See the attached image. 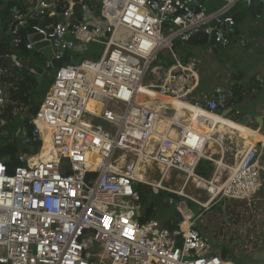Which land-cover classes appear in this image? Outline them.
Instances as JSON below:
<instances>
[{
    "label": "built area",
    "instance_id": "obj_1",
    "mask_svg": "<svg viewBox=\"0 0 264 264\" xmlns=\"http://www.w3.org/2000/svg\"><path fill=\"white\" fill-rule=\"evenodd\" d=\"M59 1L30 0L26 12L14 13L15 46L30 26L52 47L48 72L53 59L69 60L58 66L36 114H22L16 160L0 159V264H235L214 253L204 216L224 199H254L262 187L264 141H249L232 165L208 153L213 140L227 152L224 141L233 143L235 131L217 139L221 123L208 114L238 123L231 116L242 113L229 106V89L213 98L195 95L197 60L176 44L204 34L229 45L239 0H219L215 8L212 0H67L71 6L61 11ZM33 18L40 22L29 24ZM26 48L36 50L35 43L27 39ZM164 51L170 60L159 59ZM5 58L12 69L27 66L15 53ZM7 85L0 81V114L10 100ZM230 108L231 116L221 113ZM202 159L215 166L211 179L196 172ZM173 170L187 175L180 190L164 185ZM189 181L209 197L186 194ZM137 184L173 194L167 203L176 226L158 216L139 219Z\"/></svg>",
    "mask_w": 264,
    "mask_h": 264
},
{
    "label": "trees",
    "instance_id": "obj_2",
    "mask_svg": "<svg viewBox=\"0 0 264 264\" xmlns=\"http://www.w3.org/2000/svg\"><path fill=\"white\" fill-rule=\"evenodd\" d=\"M29 1L30 0H0V66L6 70V72L0 74V81L3 80L8 84L7 91L10 97L9 103L0 114V159L9 157L11 164H13V162L16 160L15 156L18 152V141L16 134L20 125L22 124V114L28 108L31 110L32 114H36L47 92L45 87L41 90L38 89V83L31 75L24 73L22 70H17V68L12 69L9 66V59L5 58L7 54L15 53L23 60L26 65L31 63L39 64L38 62H34L31 56V51L26 48L27 34L25 29L22 28L20 30V35L23 37V42L16 46L11 45V42L8 40V36L6 34L14 20L15 8L17 11L24 13L32 5ZM91 1L95 0H86L87 3ZM70 6L71 5L67 0H60L58 4V10L61 11ZM79 7V4L74 6L75 9H78ZM231 13L233 14L236 21V34L238 32L237 26L239 22H242L248 16L256 18L264 13V0H252L251 4L249 5L243 0L239 1L234 5ZM38 22H40L39 18H33L29 21V24L32 25ZM208 41V36L204 34H198L186 43H177V50L183 54L189 45L205 44ZM35 52L39 55H42V53L37 50H35ZM245 78V71L234 70L232 72L230 77L231 86L229 88L232 96L228 100L229 106H236L242 103L249 92L260 88L256 77H252L247 83H245ZM20 108H22V110L16 113V110H20ZM214 169L215 166L212 161L208 159H202L197 166L196 172L204 178L209 179L212 176ZM136 188L141 195V200L138 205L140 211L139 219L142 222H145L152 217L158 216L156 213V202L158 199H160L163 195H173L170 192L161 191L157 196H155L151 187L145 184H137ZM164 216L165 217H162L161 219L165 222V225L169 227L176 226V224L172 222V219H166L167 216ZM221 246L222 247L220 248L223 249V252L220 251V254H217V252L215 253L214 251L217 256L224 260H232L235 262V264H242L238 258H235L233 251L228 254V247L225 246V244H221Z\"/></svg>",
    "mask_w": 264,
    "mask_h": 264
},
{
    "label": "crops",
    "instance_id": "obj_3",
    "mask_svg": "<svg viewBox=\"0 0 264 264\" xmlns=\"http://www.w3.org/2000/svg\"><path fill=\"white\" fill-rule=\"evenodd\" d=\"M212 1L213 3L210 5L212 8H215L219 0ZM237 28L238 32L231 37L229 45H217L209 39L205 44L189 45L187 50L183 52V56H194L197 60L199 86L195 95L200 99L203 97L213 98L219 92L228 90L231 86L230 77L234 70L245 71V83L249 82L252 77H256L260 88L249 92L244 101L236 105V108L242 114L238 117L236 115L231 116L232 112L227 115L228 117L230 115L233 120L237 117V124L246 127L247 133L244 138H246L248 143L249 141L260 140V137L264 136V13L256 18L251 16L246 17L242 22L238 23ZM204 82L205 84H203ZM193 98L190 99L193 100ZM186 106L189 107L187 103ZM193 112L197 113L198 111L195 110ZM221 113L223 114V111ZM248 114L250 118L247 126H245L241 122ZM226 120L236 123L230 119ZM223 131L224 129H219L215 137L221 139L224 135L225 140L226 134ZM236 136L234 131L233 143L224 141V145L228 144L229 146L228 149L226 148L227 152L221 150L220 147L221 154H218V148L210 146V142L208 153L216 158L224 156L225 159L231 152L230 150L234 151L235 149ZM214 142L218 143L216 140ZM261 146L264 147V142L260 143L259 148ZM239 155L240 152L235 153V160L239 158ZM262 162L264 169V154Z\"/></svg>",
    "mask_w": 264,
    "mask_h": 264
},
{
    "label": "rangeland",
    "instance_id": "obj_4",
    "mask_svg": "<svg viewBox=\"0 0 264 264\" xmlns=\"http://www.w3.org/2000/svg\"><path fill=\"white\" fill-rule=\"evenodd\" d=\"M178 43L181 44L180 42ZM177 45L176 49H178ZM92 47L96 52H100L99 47L94 45ZM31 54L34 62H38L44 66L45 56L37 54L35 50H31ZM170 57L171 54L168 51H164L160 54L159 59L170 60ZM47 69L49 70V76L45 89L48 90L52 84L53 75L51 74L52 68L47 67ZM151 79V75L148 74L143 83L148 84ZM98 125L105 129L109 128V125L104 121L99 120ZM220 128L222 129V126ZM26 130L28 131V125H26ZM18 133L16 134L17 138ZM234 145V151L230 150L231 152L225 158V162L229 165L235 162V153L240 152L241 154L246 149L247 140L243 136L238 135L235 137ZM232 152L233 154H231ZM223 175V178H226L227 172H224ZM186 177L187 175L184 173L173 170L164 185L167 188L180 190L186 182ZM261 179L262 187L254 199L246 201L224 199L214 204L205 213L202 227L211 238L215 253L220 254V251L223 252V249L220 247H222L221 244H225L228 247V254L233 251L235 258H238L242 264H264V169L261 173ZM185 193L202 201H205L209 197L206 189L197 188L192 181H189L185 187ZM153 194L157 196V194ZM168 197V195H163L158 199L156 202V213L160 218L166 215V219H172V222H174L178 216L175 213L174 207L167 203ZM190 206L194 213L199 212L197 204L191 203ZM3 254L4 250L0 249V255Z\"/></svg>",
    "mask_w": 264,
    "mask_h": 264
},
{
    "label": "water",
    "instance_id": "obj_5",
    "mask_svg": "<svg viewBox=\"0 0 264 264\" xmlns=\"http://www.w3.org/2000/svg\"><path fill=\"white\" fill-rule=\"evenodd\" d=\"M15 12L18 13V11L16 9H15ZM18 23H19V21L17 19H14L13 22L11 23L8 31L6 32V34L8 36V40L11 42V45H13V46L15 44L14 43L15 36L13 34V31L16 29ZM26 30L28 31L27 39H28V41L35 43V49L39 50L45 57H50L52 55V47L49 44V42L43 40V35L40 34V33H37L35 31V29L31 28L30 26H26ZM68 60H69V56L63 57L61 59H53L54 68L52 69L51 74L53 76L56 75L57 70H58V66L61 63H64V62H66ZM23 72L26 73V74L31 75L32 77H34L36 79V81L38 83L37 87H38L39 90H41V89H43L45 87L47 78L49 76V72L44 68V66L32 63V64H29V65L25 66L23 68ZM232 110H233V108L225 110V111H223V114L225 116H227L228 114H230L232 112ZM25 115L28 118H32L33 117V114L31 113V110L29 108L26 109ZM249 118H250V116L248 114L245 117V119L242 120L241 123L243 125L247 126V124L249 122ZM237 119L238 118L235 117V120H237ZM235 134L237 136L240 135V133L238 131H236V130H235ZM210 146H215L216 148H218V152L217 153L221 154V150L219 149L220 146H219L218 143L214 142V140H213V142H211Z\"/></svg>",
    "mask_w": 264,
    "mask_h": 264
},
{
    "label": "bare ground",
    "instance_id": "obj_6",
    "mask_svg": "<svg viewBox=\"0 0 264 264\" xmlns=\"http://www.w3.org/2000/svg\"><path fill=\"white\" fill-rule=\"evenodd\" d=\"M155 98L157 99V100H165V98L164 97H162V96H158V95H155ZM176 104L179 106V107H182V106H186V103H184V102H176ZM192 111H195L196 109L195 108H192L191 109ZM198 111V110H197ZM198 113V112H197ZM203 114L205 113V112H202ZM206 114V113H205ZM212 119H214L215 121H216V123H221L220 125L222 126V129L221 128H219L220 130H226V131H229V130H236V131H238L239 133H240V135L241 136H243V137H245V135H246V133H247V131H246V127H244V126H242V125H239V124H237V123H232L231 121H229V120H226V119H223V118H221V117H218V116H215V115H213V114H208ZM203 130H205V131H208V130H210V127L209 126H207V125H203ZM228 129V130H227ZM45 139H47V137H45ZM242 140V139H241ZM260 140H263L264 141V136H261L260 137ZM210 154V153H209ZM236 161V160H235ZM152 165V164H151ZM152 167H153V165H152ZM157 170H158V172H160L162 169H163V167L162 166H160V165H155L154 166ZM149 172H150V170H149ZM206 187V186H205ZM207 205V204H206Z\"/></svg>",
    "mask_w": 264,
    "mask_h": 264
}]
</instances>
